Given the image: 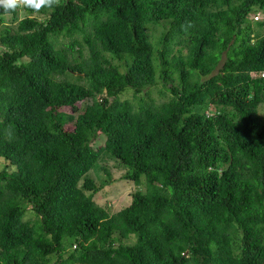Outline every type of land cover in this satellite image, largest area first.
I'll return each instance as SVG.
<instances>
[{
	"label": "trees",
	"instance_id": "16d2710c",
	"mask_svg": "<svg viewBox=\"0 0 264 264\" xmlns=\"http://www.w3.org/2000/svg\"><path fill=\"white\" fill-rule=\"evenodd\" d=\"M261 70L264 0L0 8V264H264Z\"/></svg>",
	"mask_w": 264,
	"mask_h": 264
},
{
	"label": "rangeland",
	"instance_id": "374dc122",
	"mask_svg": "<svg viewBox=\"0 0 264 264\" xmlns=\"http://www.w3.org/2000/svg\"><path fill=\"white\" fill-rule=\"evenodd\" d=\"M23 16V13H18V18ZM6 22L14 25L16 21H13L10 16H6ZM148 93L155 102L168 99L167 94L160 93V85L152 87ZM131 97L132 91L121 94V99ZM260 111H262V108H260ZM103 141L104 136L99 135L93 141V144L100 145ZM125 172L126 167L106 153L102 154L96 166L90 171V175L94 180L98 184H102L101 189L94 194L93 199L99 205L107 207L111 213L127 205L130 202V193L137 188L133 181L124 178ZM143 180L144 178H142V182H144ZM140 188H144L143 183ZM86 192L89 193V191Z\"/></svg>",
	"mask_w": 264,
	"mask_h": 264
},
{
	"label": "clouds",
	"instance_id": "9594fccd",
	"mask_svg": "<svg viewBox=\"0 0 264 264\" xmlns=\"http://www.w3.org/2000/svg\"><path fill=\"white\" fill-rule=\"evenodd\" d=\"M60 4V0H0V8L5 13L15 12L17 9H31L39 13L41 9H53Z\"/></svg>",
	"mask_w": 264,
	"mask_h": 264
},
{
	"label": "built area",
	"instance_id": "2783aa9c",
	"mask_svg": "<svg viewBox=\"0 0 264 264\" xmlns=\"http://www.w3.org/2000/svg\"><path fill=\"white\" fill-rule=\"evenodd\" d=\"M262 18V15H261V13H257V14H255L254 16H253V19H261ZM250 75L252 76V77H262V78H264V70H261V71H252V72H250Z\"/></svg>",
	"mask_w": 264,
	"mask_h": 264
}]
</instances>
